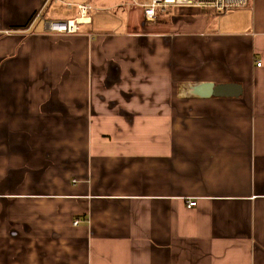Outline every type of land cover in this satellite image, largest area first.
Instances as JSON below:
<instances>
[{
  "label": "crops",
  "instance_id": "0c3cea01",
  "mask_svg": "<svg viewBox=\"0 0 264 264\" xmlns=\"http://www.w3.org/2000/svg\"><path fill=\"white\" fill-rule=\"evenodd\" d=\"M106 5L0 0V264H264V0Z\"/></svg>",
  "mask_w": 264,
  "mask_h": 264
},
{
  "label": "built area",
  "instance_id": "2783aa9c",
  "mask_svg": "<svg viewBox=\"0 0 264 264\" xmlns=\"http://www.w3.org/2000/svg\"><path fill=\"white\" fill-rule=\"evenodd\" d=\"M106 1L109 5H119L122 7H131L130 2L132 0H103ZM245 0H213V1H202L198 0L196 3L198 5H192L195 3L194 0H149L148 3L144 5H139L143 8L144 20L147 22H154L156 18L157 11H164L168 7H183V6H201L202 4H208L210 9L215 10L218 13H223L226 9L231 8H242ZM175 5V6H173ZM80 17L75 20L65 21V22H46L45 27L49 32L54 33H63V34H75L78 31V24L80 21L88 20L87 12L91 9L87 5H78ZM0 35H11L6 31L1 29L0 25ZM259 66V63H257ZM191 86V85H190ZM187 88V87H186ZM188 90V88H187ZM187 95V91H186ZM188 96V95H187ZM195 202H187L186 207L188 209L195 207Z\"/></svg>",
  "mask_w": 264,
  "mask_h": 264
},
{
  "label": "water",
  "instance_id": "95a60500",
  "mask_svg": "<svg viewBox=\"0 0 264 264\" xmlns=\"http://www.w3.org/2000/svg\"><path fill=\"white\" fill-rule=\"evenodd\" d=\"M187 95L200 98H238L242 95V87L235 83H199L189 86Z\"/></svg>",
  "mask_w": 264,
  "mask_h": 264
},
{
  "label": "rangeland",
  "instance_id": "374dc122",
  "mask_svg": "<svg viewBox=\"0 0 264 264\" xmlns=\"http://www.w3.org/2000/svg\"><path fill=\"white\" fill-rule=\"evenodd\" d=\"M100 2H103V3H105V4H107L106 6H115V7H120V8H131V9H133V8H140L141 10H142V15L144 16V14H143V8H141L139 5H144L145 3H148V1L149 0H132L131 2H130V4H131V7H122V6H119V5H109L106 1H103V0H99ZM195 1V3H193L192 5H198L197 3H196V1L198 2V0H194ZM202 1H213V0H202ZM246 1V0H245ZM63 2L65 3V4H71V2H72V0H63ZM247 3H248V1L247 2H244V5H247ZM78 5H87V6H89L91 9L87 12V16H88V13L90 12V11H105V10H107L108 9V7L106 8V9H101V8H93L90 4H87V3H80V4H78ZM78 5H75V7L76 8H78ZM173 6H175V5H173ZM246 7V6H245ZM168 8H180V7H168ZM183 8H194V9H202V10H209V11H211V12H213L214 14H223V13H227L228 11H231V10H233L234 8H231V9H226L223 13H218V12H216L215 10L213 11V9H210L209 7H208V4H202L201 6H190V5H187V6H183ZM166 10V9H165ZM164 10V11H165ZM164 11H159V12H164ZM80 17V14H79V9H78V17L76 18V19H78ZM89 16H88V22L87 23H89ZM156 19V18H155ZM75 20V19H74ZM87 21V20H86ZM86 21H84V23H86ZM81 24V23H80ZM7 33H9V34H13V32L12 31H6ZM78 33V31L75 33V34H77ZM259 65H260V63H259Z\"/></svg>",
  "mask_w": 264,
  "mask_h": 264
},
{
  "label": "trees",
  "instance_id": "16d2710c",
  "mask_svg": "<svg viewBox=\"0 0 264 264\" xmlns=\"http://www.w3.org/2000/svg\"><path fill=\"white\" fill-rule=\"evenodd\" d=\"M247 1H249V0H246V2H247ZM247 5H248V3H247Z\"/></svg>",
  "mask_w": 264,
  "mask_h": 264
},
{
  "label": "bare ground",
  "instance_id": "6f19581e",
  "mask_svg": "<svg viewBox=\"0 0 264 264\" xmlns=\"http://www.w3.org/2000/svg\"><path fill=\"white\" fill-rule=\"evenodd\" d=\"M190 87H192V85Z\"/></svg>",
  "mask_w": 264,
  "mask_h": 264
}]
</instances>
